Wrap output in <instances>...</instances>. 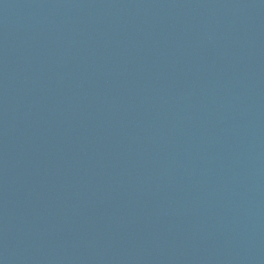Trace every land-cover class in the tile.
<instances>
[{
    "label": "water",
    "instance_id": "1",
    "mask_svg": "<svg viewBox=\"0 0 264 264\" xmlns=\"http://www.w3.org/2000/svg\"><path fill=\"white\" fill-rule=\"evenodd\" d=\"M0 264H264V0H0Z\"/></svg>",
    "mask_w": 264,
    "mask_h": 264
}]
</instances>
